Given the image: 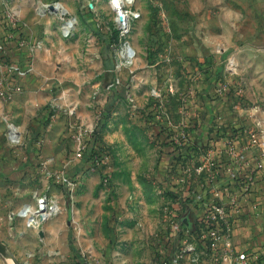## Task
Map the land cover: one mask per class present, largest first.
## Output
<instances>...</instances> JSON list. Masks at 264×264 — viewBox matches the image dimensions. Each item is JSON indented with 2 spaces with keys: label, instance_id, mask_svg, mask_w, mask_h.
<instances>
[{
  "label": "rangeland",
  "instance_id": "374dc122",
  "mask_svg": "<svg viewBox=\"0 0 264 264\" xmlns=\"http://www.w3.org/2000/svg\"><path fill=\"white\" fill-rule=\"evenodd\" d=\"M19 2H28L36 14L51 57L44 64L41 60L39 66L45 68L32 79L36 110L27 107L24 116L31 118L29 132L21 139L10 133L17 149L13 154L0 148V181L20 183L24 195L20 198L29 195L31 207L42 194L54 200L57 222L69 230L67 242L74 259L82 257L87 264H163L161 255L168 243L176 245L182 235L191 233L201 242L205 230L199 218L191 219L188 213L192 221L188 228L175 208L177 201L183 203L165 193L185 194V189L167 176L162 178L163 187L150 178L159 161L167 164V175L174 163L182 164L187 156L182 157L191 154L185 152L186 145L195 155L206 139L192 137L196 143L186 135L176 152L168 154L165 145L160 150L150 137L147 119L150 123L151 115L157 119L163 111L174 117L182 107L205 103L210 85L213 96L220 98L215 90L223 83L228 92L221 98L250 111L255 128L248 136L253 134L252 147L264 152V0H135L132 10L140 17L131 21L125 40L107 1L75 0L79 13L84 12L83 23L78 25L67 11L66 18L73 22L68 37L61 34L60 16L47 8L57 0H9L15 15ZM125 41L136 58L130 67L118 68V52ZM221 42L228 45L223 55ZM211 46L218 58L208 65L205 56ZM100 62L115 65L116 74L95 72ZM193 64L202 72L214 68L212 76L204 78L208 86L198 82ZM142 65L153 66L152 72L136 74ZM116 75L120 84L111 87ZM50 105L55 110L48 113ZM79 107L90 109L86 115L94 112L93 126L82 125L81 116H68ZM158 121L163 126L165 116ZM204 121L196 123L194 131H200ZM74 122L97 129L100 144L110 154L108 164L97 169L88 152L82 159L74 157L70 128ZM54 173L72 185L60 184L52 178ZM185 214L182 210V219ZM15 226L26 228L22 223ZM167 253L166 259L171 254Z\"/></svg>",
  "mask_w": 264,
  "mask_h": 264
},
{
  "label": "crops",
  "instance_id": "0c3cea01",
  "mask_svg": "<svg viewBox=\"0 0 264 264\" xmlns=\"http://www.w3.org/2000/svg\"><path fill=\"white\" fill-rule=\"evenodd\" d=\"M57 1L69 11L71 17L76 18L78 25L83 23L82 15H84V12L79 13L75 0ZM27 5L19 2L15 7L16 17L19 21L18 31L26 38V46L14 49L10 53L11 60L16 62L21 70L25 71V75H17L12 78L8 75L6 68H0V92L7 89L8 85L20 88L19 92L10 95L8 98L0 97V148L12 154L17 149L12 146L10 133L17 134L21 139L25 136V133L29 132L27 124L31 118L28 116L26 119L24 116L27 107H31L30 111L33 113L36 110V103L32 96L34 88L32 79L35 73L39 72V68H45V66H39L41 60L44 64V60L48 58L47 61H49V57H51L49 53H46V45H43L38 18H34L36 14L29 5L26 8ZM3 8V0H0V12ZM35 24L37 25L34 26ZM227 48L228 45L225 44L223 46L221 42L220 55H223ZM215 49V47L211 46L207 51L205 58L208 65L212 62L216 64L214 59H217L218 56L213 53ZM100 57L104 63L103 56ZM206 61L204 62L206 63ZM103 63L100 62V67L98 66L95 72L101 71L102 73L116 74L115 65L110 67L109 64ZM193 65L192 72H197L198 76L196 79L198 82L204 85L207 84L204 83V78L209 74L212 76L214 68L210 66V68H207L209 70L202 72L196 67L197 65ZM152 67L143 65L136 67V74L151 73ZM6 78H11L12 84H8L5 81ZM116 78L119 77L116 75ZM199 86L196 85V87ZM212 90L210 85L207 94L204 95L206 104L199 103L196 105V107H199L197 110L194 104L187 107L189 111L187 113V122L189 121L190 123V128H188L190 131L187 134L190 137V141L195 136L199 139H206L204 148H198L195 155L193 150L187 156L186 161H182V164H180L181 161L174 163V167L167 171V175L165 170L167 164L162 159L158 162L156 171L150 181H158L162 187L165 186L162 181L165 176L171 181L184 182L180 186L185 189L184 191L187 189L186 193L183 194V192L179 193L178 191L179 194L175 197L176 200L183 203L180 204L177 201L179 205L175 207L178 214H180L179 219L182 221L184 220L181 218L182 210L186 213L185 218L189 219L188 213H190V218L192 219L194 216L198 217L201 214L200 207L202 203L206 201L221 202L222 198L217 197L212 190L211 183L213 181H217L219 188L229 186L231 189H234V186L238 185L239 182L242 183V181L233 180L230 176V172L234 170L235 163L238 168L236 175L238 173L242 180L249 178V181H251L250 190L235 213L232 237L229 240L223 239L224 243L229 242L232 247L231 250H228L226 246H220L218 255H214L209 248L195 240V233H191L188 236L182 235L176 245L168 243L163 252L171 253L170 256L172 254H180L181 258L178 264H195L196 261L201 264H215L213 263L215 258H218L222 264H229L233 260L232 256L235 253H245L251 258H257L258 261H264V152L260 151L258 147H249L245 150V147L251 142L248 134L253 132L255 128L254 119H252L250 111L243 109L239 103L231 105L230 102L223 99L224 97L213 96ZM49 108V110H55L53 105H50ZM74 110L78 117L81 116V119L79 118L78 120L81 121L82 125H94V112H92L93 115L89 116L86 114L91 113L90 109L87 110L88 112L84 111L82 107H79L78 111L76 108ZM197 111H204L205 113H198ZM173 116L170 117V121L173 123L172 126H180L181 115ZM201 120H205L206 124L200 131H194L195 124H199ZM146 125L147 127L150 125L148 119ZM235 126L239 128L238 131L230 134L228 129ZM149 129V135L153 139V130L151 127ZM158 140L155 139L154 142L158 147L160 146V150H163V145H160ZM195 142L197 143L198 141ZM235 152H242L245 155L247 165L242 167L241 163L237 162L232 154ZM211 162L214 163V168ZM197 169L202 170L197 172ZM180 186L179 189H181ZM237 188L235 187V190ZM20 189V183L18 182L11 184L7 181H0V246L3 249V252H0V264H87L82 257L81 259L78 258V260L74 259L67 242L69 230L57 222L59 218L56 213L51 219L39 226H31L23 218L16 216L17 211L24 205L29 204L30 199L29 195H27L26 200L20 198V196H24L23 193H20ZM237 194H239V191H237ZM187 206L193 210L190 211ZM189 221L192 223L191 220ZM18 223L25 224L26 228L20 230L15 226ZM80 252L83 254V251ZM164 253L161 255L163 264H166V262L170 263L169 254L167 253L168 258L166 259ZM172 259L171 264H173Z\"/></svg>",
  "mask_w": 264,
  "mask_h": 264
},
{
  "label": "built area",
  "instance_id": "2783aa9c",
  "mask_svg": "<svg viewBox=\"0 0 264 264\" xmlns=\"http://www.w3.org/2000/svg\"><path fill=\"white\" fill-rule=\"evenodd\" d=\"M98 1V0H92ZM107 1L111 10L115 14V21L117 25V29L123 37L126 39V34L130 29V23L132 20H136L140 17V13L135 12L132 10V5L135 0H103ZM9 0H3V10L0 12L4 17L5 20L10 27V29L2 30L0 28V68L4 67L7 69L8 75L10 77L14 76H22L25 75V71L21 70L16 62L10 60L9 62H5V57L8 56L14 49H20L26 46V38L19 33V21L16 15L12 12V10L8 7ZM47 8L49 11H53L57 13L63 24L61 26V34L63 37H68L72 31L73 22L72 19L66 18L68 15L67 10L63 7V5L59 2H54L51 5H48ZM119 57V65L118 68L121 67H130L133 63V60L136 58V51L129 45L127 41L124 42L123 47L118 52ZM8 84H12L11 78H6L5 80ZM7 84V85H8ZM120 84V79L116 78L114 82L110 85L114 87ZM20 91L19 87H11L8 85V88L2 90L0 92V97L8 98L10 95L17 93ZM216 95L219 97L225 96L228 92V87L226 84L220 83L216 86ZM129 103H133L132 98L128 95ZM187 109L182 107L179 111V114L182 117L181 120V127L179 129L177 127H173V123L170 121V117H168L167 112H162L161 116H157V119H161V117L165 116L166 123L165 126L168 129H172L174 133L172 134V142L173 145L176 147H180L183 143V140L186 139L187 133H185V129L188 127L187 125ZM68 116L75 117L76 112L75 110H70L68 112ZM155 117V116H154ZM184 118V119H183ZM155 119L156 121H158ZM160 123V121H158ZM161 122L160 124H162ZM72 129V139L74 142V157L76 159H82L84 154L87 153L88 141L91 140L94 130L84 127L82 125H78V123L74 122L70 125ZM13 137V136H12ZM11 137V138H12ZM250 140L254 138V135H250ZM98 148V154L93 155L91 157V164L92 166L96 167L97 169L101 168L103 165L108 164L110 154L108 150L106 151L105 148L100 144ZM249 147H252V144H248L245 147V150ZM237 160V162L241 163V166L244 167L247 165L245 160V155L242 152H235L232 153ZM214 168V163H212ZM240 165V164H238ZM237 164H234V170L231 171L230 176L231 178H236V172H238V168L236 167ZM202 169H197V172H200ZM54 176V177H53ZM52 178H56L60 184H66L71 186L72 183L64 177L62 174L54 173ZM177 184L184 183L183 181H176ZM237 183V181H235ZM189 183V181H188ZM212 190L217 197H221V202H204L200 207V215L198 216L200 223L204 225V239L201 240V244L206 248H209L211 253L214 255H218V251L220 246H226L228 250H231L232 247L230 246L229 242L224 243L223 239L229 240L232 237L233 232V224L235 213L237 212L238 208L240 207V203L243 199H245L246 195L248 194L251 186V181L247 178L242 183L239 182L238 185L234 186V189H231L229 186H224L219 188L217 185V181H213L211 183ZM235 187H238L235 190ZM187 191V189H186ZM185 191V192H186ZM239 191V194H237ZM186 197V195H184ZM202 202V201H201ZM200 202V203H201ZM199 204V203H198ZM56 213V205L54 200H51L48 195L42 194L36 198L35 206L31 207L29 205H24L18 212L17 216L25 219L29 225L31 226H39L40 223L49 219ZM177 228V225H175ZM171 258L173 264H178L181 255H174V257L169 256V261L171 264ZM233 260L230 261L229 264H249V260L259 262L257 258H251L249 255L245 253H235L232 256ZM198 261L195 262L197 264ZM213 263L215 264H222L218 258H215ZM263 264L262 262H260ZM97 264V263H95Z\"/></svg>",
  "mask_w": 264,
  "mask_h": 264
},
{
  "label": "trees",
  "instance_id": "16d2710c",
  "mask_svg": "<svg viewBox=\"0 0 264 264\" xmlns=\"http://www.w3.org/2000/svg\"><path fill=\"white\" fill-rule=\"evenodd\" d=\"M0 28L2 30H5V29H10V27L8 26L6 20H5V17L0 13ZM11 60V55L9 54L8 56L5 57V62H9ZM206 64V63H205ZM198 66H201V65H198ZM49 110V109H48ZM51 111H48V113H50ZM47 113V114H48ZM152 116V119H151V122H150V127L152 128L153 130V139H159V143L160 145H165V148H168V151L167 153L168 154H173L174 152H176V150L178 149V147H176L175 145H173V142H172V134L174 133V131L172 129H168V128H164V126H162L160 124L161 127H159V123L158 121L155 120V118ZM188 127L190 126V123H187ZM99 127V125H97ZM239 128L237 127H231L228 129L229 133H235L236 131H238ZM100 146V138H99V135H98V132H97V129L94 130L93 132V135L91 137V140L88 141V147H87V152L90 154V160H91V157L93 155H97L98 154V148ZM186 151L185 152H192L194 149L192 146H189V145H186ZM181 154V153H180ZM182 155V154H181ZM186 156L188 155H184V157L182 158H186ZM244 179V178H243ZM234 180V179H233ZM235 180H239V181H245V180H242L240 178V175L238 176V173L236 175V178ZM174 191H166L165 193L171 195V196H174V197H177L178 194L176 193H173ZM260 262H262L264 264V261L262 260H259V262L257 263L256 261H253V260H249V264H261Z\"/></svg>",
  "mask_w": 264,
  "mask_h": 264
},
{
  "label": "water",
  "instance_id": "95a60500",
  "mask_svg": "<svg viewBox=\"0 0 264 264\" xmlns=\"http://www.w3.org/2000/svg\"><path fill=\"white\" fill-rule=\"evenodd\" d=\"M183 221H184L185 225H186L188 228H191V223H190V221H189L188 218L184 219ZM0 252H3V249L1 248V246H0Z\"/></svg>",
  "mask_w": 264,
  "mask_h": 264
},
{
  "label": "bare ground",
  "instance_id": "6f19581e",
  "mask_svg": "<svg viewBox=\"0 0 264 264\" xmlns=\"http://www.w3.org/2000/svg\"><path fill=\"white\" fill-rule=\"evenodd\" d=\"M134 50V49H133Z\"/></svg>",
  "mask_w": 264,
  "mask_h": 264
}]
</instances>
